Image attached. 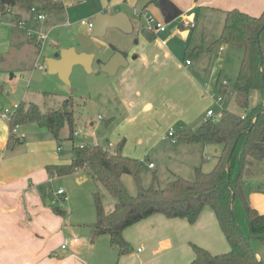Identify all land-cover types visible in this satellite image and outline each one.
I'll list each match as a JSON object with an SVG mask.
<instances>
[{
    "label": "crops",
    "instance_id": "0c3cea01",
    "mask_svg": "<svg viewBox=\"0 0 264 264\" xmlns=\"http://www.w3.org/2000/svg\"><path fill=\"white\" fill-rule=\"evenodd\" d=\"M150 2L153 3L152 0ZM113 4L116 10L110 13L128 12L123 5ZM128 4L134 5L137 1L130 0ZM146 4L144 7L148 8ZM197 4L198 0H195L193 8H197ZM63 5L62 10L54 12L51 25H58L56 20L60 18V12L66 9ZM156 5L165 22L167 15L173 14L176 8L181 14L174 20L184 13L176 0H161ZM199 6L206 7L209 16L216 18L219 26L214 33L209 31L206 20L198 25L199 16L192 15L183 21H194V28H184L183 21L168 27L165 23L166 30H152L155 38L149 39L144 33V30H150L146 23L138 29L140 38L132 51L113 48L107 58L99 59L98 63L106 62L116 51L123 54L117 56L119 63H123L117 72L106 73L120 103L119 111L112 108L106 129L116 140L108 141L113 143V150H116L115 145L125 139L123 154L135 157L138 155L136 152L144 146L158 143L165 137L170 139L167 133L171 128L176 129L178 123L185 127H198L212 108L204 93V83L198 75L201 64L195 66L194 59L205 60L210 54L218 57L219 53L225 51L224 47H220V50L208 47L220 36L228 10L239 9L259 16L264 11V0H200ZM154 9L158 11V8ZM99 12L107 11L99 9ZM40 21L48 23L47 15ZM18 26L0 23V264H189L195 258L192 243L214 254L228 251L230 245L216 214L210 208L204 209L194 224L184 218H169L159 213L129 226L124 231V237L131 244L132 250L124 255H119L118 248L111 245L109 235H100L92 241L88 226H76L68 217L55 212V203L50 200L52 196L49 185L59 175H50L47 166L69 163L70 159H64V156L73 153V148H63L58 143L60 136L57 139L46 127L34 124L36 122L20 125L16 136L21 138V143L9 146L13 133L11 120L2 117L10 104L13 107L21 102L27 103L28 96V93L24 94L22 101L18 102L6 91L5 83L10 72L8 59L12 54L22 57L23 52L28 50L34 54L37 47H40V43L31 35L32 40L26 43ZM84 28L78 27L72 32L69 45L56 43L57 52L76 46L78 33L86 31L87 26L84 25ZM135 30L133 24L131 33ZM173 41L184 45L185 57L174 52ZM188 47L193 50L189 55L191 59L186 56ZM238 54L241 61L243 51H237ZM49 57L53 56L47 55L45 61ZM188 59L193 61L187 64ZM94 63L95 58L91 73H99L94 71L97 70L96 67L94 69ZM76 67L85 69L77 64L72 72ZM34 69L36 65L30 61L27 70L32 73ZM91 126V134L96 137L95 122ZM259 171H264V163ZM174 175L178 174L170 172L167 182ZM78 231L88 235H83L82 241L74 242L73 239L77 237H71V234ZM67 240L71 246L63 248L62 244Z\"/></svg>",
    "mask_w": 264,
    "mask_h": 264
},
{
    "label": "rangeland",
    "instance_id": "374dc122",
    "mask_svg": "<svg viewBox=\"0 0 264 264\" xmlns=\"http://www.w3.org/2000/svg\"><path fill=\"white\" fill-rule=\"evenodd\" d=\"M61 1L65 4L66 9L60 12L61 15L60 18L56 20L58 23L56 26L51 25L55 17L54 12H45L49 20L48 23L47 21H40L37 19V15L40 13L39 9H37V11L24 12L20 19L14 21V16L10 12H5L1 15L0 23L6 25L13 24L14 26H18L17 23L21 21V19H24V26L18 27L21 29L22 36L25 37L26 43L32 40L30 34L33 33V31L48 34L44 44L41 48L37 47L38 50H35L34 54L32 51L28 50L23 52L22 57H20L19 54H12L10 56L7 61L10 72L7 76V82L5 83L6 91L16 98L15 101L18 102L22 101V96L28 93L27 103L35 102L43 111H47L49 107H61L66 100L72 99L76 111V134H74V139H70V130L68 125H66L61 130V139H59L58 143H60L63 148H66V150L72 149L73 145H93V143L96 142L103 146H107L108 141L116 142L115 138H113L111 133H108L106 129L110 122L112 108L119 111L120 106L117 96L114 93L110 77L104 72L91 73L82 67H76L72 72L70 83H63L56 75H50L46 71L45 57L47 55L54 56L57 52L56 43H61V46L69 45L71 34L76 28L82 27V29L85 30L84 25L81 23L82 20H89V18L90 20H92V18L94 19L99 9H104V11L107 12L116 10V8L113 9L115 6V4H113L114 2L123 5L122 7L128 10L126 13L129 15L136 30L132 33H125L117 28H108L104 35L94 37V43L90 46H79L77 40V42H75V47L78 51L83 50L95 55L94 69L95 67L98 68L99 59L103 60L107 58L113 48L126 52H130L134 49L136 42L140 38L138 29L146 25V19L144 16L138 15V11L145 8L151 15L153 14L157 20L164 23L166 22L159 11L160 8L156 3H151L150 0H134L137 1V4L134 5L128 4L130 0ZM199 1L200 0H198L197 8H193L195 0H176L184 13L176 20L167 23V27L172 23V25L179 24V21L182 22L184 18L190 19L192 15H195L199 16L198 25L206 20L205 24L209 26V31L214 33L219 24L215 17L209 16V11L206 7L199 6ZM144 3H147L146 6H148V8L144 7ZM155 7L158 8V11H155ZM15 12H18L17 8ZM172 46L174 52L178 54V56L183 54L185 57L183 44L181 45L173 41ZM220 47H224L225 51L219 53L218 57L210 54V57L205 60H201V58L194 59V65L201 64V70L198 72V75L204 83V93L207 95V99L210 102V108L215 111L216 118L220 119L224 110L231 111L241 116L245 113L246 109L236 101L234 86L241 65V56H239V54L237 55V51H242L234 45L224 44L217 48L220 50ZM208 48L212 49L210 46ZM187 58H190V56H187ZM1 60L2 57H0V61ZM30 61L33 65H36V69L44 71V77L41 81L33 80L32 73H30V70H27ZM192 61L193 60H191V62ZM225 81L227 85L226 92L222 89ZM218 97H222V102L219 103L217 101ZM262 99V90L253 89L250 95L249 106H255L262 101ZM9 108H13L12 104H10ZM92 122L96 124L94 128L97 132L96 137L91 134ZM243 144L244 138L242 137L237 143L231 159V165L236 174H238L240 169ZM114 148H117V145H115ZM111 150L113 149L111 148ZM221 150V144L217 143L188 144L184 142L180 143L179 141L173 143L170 139L165 137L158 143L146 145L142 150L136 152L138 155L135 157H138L141 162V183L146 188L150 187L156 175L158 183L164 186L167 183L170 172L193 179L197 167H201L203 171H210L213 169ZM263 163L264 161L258 163L260 170ZM122 180L128 191L132 195H136L138 186L134 178L129 174H124ZM49 187L52 196L50 200L57 204L56 206L65 210V213L62 215L68 217L71 223L76 226L80 224L88 226L90 235L91 228L89 224L97 220L94 193L98 189L101 191L103 195L102 203L107 213L113 210L117 201L106 188L90 175L86 167L80 168L73 173L59 175L53 178ZM60 188L68 192V201L59 202L57 200L55 192ZM243 192L244 198L238 196L233 201L232 208L234 219L243 237L248 241L252 249L261 256L264 262V240L259 241L250 237L249 221L246 211V203H248L251 207L257 208L261 213H264V171L258 170L257 173L253 175L249 172L244 179ZM83 235L88 234H82L81 231H78V233L71 234V237H77L78 240L82 241V239H84L82 238ZM68 245L71 246L70 241H68Z\"/></svg>",
    "mask_w": 264,
    "mask_h": 264
},
{
    "label": "trees",
    "instance_id": "16d2710c",
    "mask_svg": "<svg viewBox=\"0 0 264 264\" xmlns=\"http://www.w3.org/2000/svg\"><path fill=\"white\" fill-rule=\"evenodd\" d=\"M161 0H152L159 4ZM39 5L44 12H57L64 8L61 0H0L1 15L9 7L17 8L13 17L20 19L24 12ZM149 39H154L152 30H144ZM264 11L259 16L251 15L239 9L226 12L220 36L210 45L214 49L224 44L234 45L243 51L240 71L235 81L234 95L239 105L244 107L241 116L224 110L218 120L206 118L198 127H185L178 123L174 135L167 136L173 141L188 144L217 143L222 150L212 170L203 171L196 168L193 179L174 175L164 186L158 183L156 175L150 187L141 183V162L138 158L123 154L126 140L117 145L116 150L105 149L101 144L79 145L73 147V157L69 163L47 166L50 175H65L86 167L90 175L116 198L113 210L107 213L102 203V193L98 189L94 193L97 220L89 224L91 240L100 235L110 236L111 245L118 248L119 255L132 250L131 244L124 237L129 226L155 214H164L169 218H184L194 224L204 209L210 208L217 216L230 249L214 254L208 249L192 243L195 258L189 264H264L263 260L252 249L241 234L233 214V201L236 197L244 198L243 183L246 175L256 174L258 163L264 161ZM259 36V40H258ZM193 50L189 47L186 56ZM226 92L227 85L223 84ZM253 89H261L263 99L250 107V95ZM50 94V93H47ZM74 101L66 100L61 107L42 111L35 103L21 102L12 115L10 127L36 122L46 127L59 139L61 130L68 125L69 137L74 139L76 125ZM244 144L241 152V163L238 174L228 159L234 146L241 138ZM21 138L11 133L9 146L21 143ZM234 154V152H233ZM233 156V155H232ZM232 159V158H231ZM124 174L131 175L137 186L136 195H132L125 186ZM234 194V199L232 196ZM53 205L57 214L65 210ZM250 237L264 240V213L246 203Z\"/></svg>",
    "mask_w": 264,
    "mask_h": 264
},
{
    "label": "water",
    "instance_id": "95a60500",
    "mask_svg": "<svg viewBox=\"0 0 264 264\" xmlns=\"http://www.w3.org/2000/svg\"><path fill=\"white\" fill-rule=\"evenodd\" d=\"M181 12L175 9L173 14H168L166 23L174 20ZM108 28H117L125 33H131L133 30V24L129 15L124 11H118L115 13L110 12H98L94 17V26L92 30L82 31L78 33L77 39L83 46H90L93 44V38L99 37L105 34ZM259 40V36H258ZM121 52L116 51L113 56H111L106 62H99V68L94 70L95 72H105L108 74L116 73L117 69L123 65L117 60V56ZM95 58L93 53L88 52H78L75 46L62 49L54 54L53 57L46 59V71L52 75H58L59 78L64 82L70 83V74L75 65L80 64L84 68L91 72L92 62ZM44 77V71L41 69H35L32 72V79L41 81ZM236 146L233 147L232 152L228 159V166L231 164V158L233 152L235 151ZM73 153L67 154L64 156V159H71ZM234 194L232 200L234 199Z\"/></svg>",
    "mask_w": 264,
    "mask_h": 264
},
{
    "label": "built area",
    "instance_id": "2783aa9c",
    "mask_svg": "<svg viewBox=\"0 0 264 264\" xmlns=\"http://www.w3.org/2000/svg\"><path fill=\"white\" fill-rule=\"evenodd\" d=\"M37 9L40 10V13H38L37 15V19L38 20H44L46 18V13L41 9V7L39 5H34L33 7H31L30 11H37ZM16 8L15 7H9L7 8V11L6 12H10L12 14H15L16 12ZM29 11V12H30ZM138 15L140 16H144V18L146 19V23H147V27L150 29V30H153L155 32H161V31H164L166 30V24L162 21H159L157 20L156 17H154L153 15L149 14L148 10L147 9H143V10H140L137 12ZM82 24L86 25L87 26V29L90 31L92 30L93 26H94V21L93 20H82L81 21ZM17 25L19 26H24V20H21L17 23ZM182 26L184 28H194L196 26V23L192 20H184L183 23H182ZM33 38H35L39 43H40V47L44 44L46 38H47V33H38V32H34L30 34ZM187 64H190L191 63V60H187L186 61ZM226 84V81L224 82ZM217 101L218 102H221L222 101V97H218L217 98ZM18 108V105L15 104L13 106V108H6L4 110V112L2 113V117L8 119V120H11L12 119V115L13 113L15 112V110ZM207 118H213L214 120H218L215 116V111L213 109H209L207 111ZM18 128H19V125H16L15 128H13V133L16 134V132L18 131ZM175 133V129L174 128H171L168 132V136H173ZM76 134V132H75ZM174 142H176L177 140L174 139L173 140ZM113 146V143L112 142H109L107 146H104L105 149H111ZM152 165V164H150ZM55 196L57 198V200L60 202V201H68L69 200V195L68 193L66 192L65 189L63 188H60L58 189L56 192H55ZM74 242H77L78 239L77 238H74L73 239ZM68 246V242H64L62 244V247L63 248H67Z\"/></svg>",
    "mask_w": 264,
    "mask_h": 264
},
{
    "label": "flooded vegetation",
    "instance_id": "af4514ba",
    "mask_svg": "<svg viewBox=\"0 0 264 264\" xmlns=\"http://www.w3.org/2000/svg\"><path fill=\"white\" fill-rule=\"evenodd\" d=\"M94 21V20H93ZM94 39V38H93ZM82 44L79 42V46H81Z\"/></svg>",
    "mask_w": 264,
    "mask_h": 264
},
{
    "label": "bare ground",
    "instance_id": "6f19581e",
    "mask_svg": "<svg viewBox=\"0 0 264 264\" xmlns=\"http://www.w3.org/2000/svg\"><path fill=\"white\" fill-rule=\"evenodd\" d=\"M17 13V12H16ZM16 13L15 14H13V16H15L16 15Z\"/></svg>",
    "mask_w": 264,
    "mask_h": 264
}]
</instances>
